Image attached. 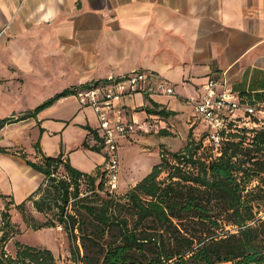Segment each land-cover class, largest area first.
Segmentation results:
<instances>
[{"label": "crops", "instance_id": "0c3cea01", "mask_svg": "<svg viewBox=\"0 0 264 264\" xmlns=\"http://www.w3.org/2000/svg\"><path fill=\"white\" fill-rule=\"evenodd\" d=\"M3 29L0 111L7 112L0 113V120L16 118L63 90L109 75L150 70L174 86L170 98L136 94L125 101L126 121L143 122L153 104L173 112L162 117L159 134L154 130L145 139L155 161L144 168L141 179L159 162L161 147L176 150L186 144L192 116L189 99L202 94L201 86L211 76L222 80L219 90L226 86L241 95L264 97V0H0ZM15 124L21 131L7 135L5 130ZM96 127L93 111L71 95L35 117L5 124L0 148L11 153H0V194L19 204L42 182L43 175L15 153L22 151L29 160L39 161L35 143L42 155L61 153L73 168L94 175L105 163V153L90 133ZM143 134L136 132L122 145L144 140ZM18 135L31 145L27 151ZM89 150L101 156L92 167L83 168L73 153ZM134 166L136 173L143 170L136 162Z\"/></svg>", "mask_w": 264, "mask_h": 264}, {"label": "trees", "instance_id": "16d2710c", "mask_svg": "<svg viewBox=\"0 0 264 264\" xmlns=\"http://www.w3.org/2000/svg\"><path fill=\"white\" fill-rule=\"evenodd\" d=\"M74 89L55 94L20 117L0 120V129L35 117ZM253 97L264 102L262 96ZM146 112L173 114L158 110L157 104ZM90 133L99 140L96 129ZM244 136L223 142L219 155H213L210 145L201 153L202 143L191 138L176 152L161 147L159 162L120 197L105 190L101 170L82 173L63 161L61 153L42 155L38 143L34 149L39 161L15 152L43 179L19 204L0 194L5 201L0 210V264L56 261L50 250L20 242H15L14 256L6 253V241L19 233L11 224L10 207L33 231L61 227L75 264H264V130L254 131L250 142ZM0 153L11 152L0 148ZM82 184L90 194L81 196ZM28 205L45 220H37Z\"/></svg>", "mask_w": 264, "mask_h": 264}, {"label": "built area", "instance_id": "2783aa9c", "mask_svg": "<svg viewBox=\"0 0 264 264\" xmlns=\"http://www.w3.org/2000/svg\"><path fill=\"white\" fill-rule=\"evenodd\" d=\"M5 29L0 31V36ZM217 74L201 86L202 94L189 99L192 116L188 122L192 140L210 145L215 155L220 154L221 144L233 136L249 133L260 126L258 114H264V102L253 95L238 94L224 86ZM136 94L145 98L173 97L174 86L158 73L140 70L125 76L109 75L105 80L75 88L71 94L81 107L90 108L97 120L98 146L105 151V163L101 169L105 190L115 194L120 182L119 147L136 132L148 133L159 129L162 117L148 114L143 122L126 121L125 101ZM153 109V107H152ZM158 110H161L158 108ZM258 120L256 122L255 120ZM246 129V132H242ZM154 131V130H153Z\"/></svg>", "mask_w": 264, "mask_h": 264}, {"label": "rangeland", "instance_id": "374dc122", "mask_svg": "<svg viewBox=\"0 0 264 264\" xmlns=\"http://www.w3.org/2000/svg\"><path fill=\"white\" fill-rule=\"evenodd\" d=\"M3 112H7V110L4 109L0 111V113H3ZM26 113L27 112H22L15 116L20 117L21 115L26 114ZM257 117L259 118L260 126L257 129L252 130L249 133V135L244 136L245 142L251 141L254 131L264 130V114H258ZM255 121L258 122L257 119ZM15 123H18V122H15ZM3 127H5V125ZM153 130H155V128H153L152 131L142 135L145 137L144 140L139 141V139H133V140L123 143V145L119 147V155L121 157L120 183H119L118 190L114 194L115 196L117 197L123 196L139 180H141V177L144 173L143 172L144 168L146 169V167L150 166L151 164H154L155 155L154 153H152L153 148L151 144L148 143L149 145H144L147 143V140L145 139H147L148 136L153 134L154 132ZM159 130L160 129H157L156 134H159L158 133ZM6 131H7V135L17 134L21 131V127L20 125L15 124L9 127L7 130H5V132ZM33 134H34V131H32V135ZM15 137H17V141L21 143V146L23 147L22 149H25V151H27V149H29V147L31 146L30 144H28L27 138H22L19 135ZM174 137H177V136H174ZM188 138L192 139V134L189 131H187V139ZM3 142L4 140H1L0 143H3ZM94 144H95V141H94ZM208 148H209V145L207 144L206 147L202 146L199 151L202 153L204 151H208ZM163 149L168 150L169 152H176L179 150V149L173 150L171 148H168V149L163 148ZM99 151H101L102 153H105L103 148H99ZM136 151H139L142 154H144L145 158H137ZM212 153L213 155H215L214 151H212ZM73 154H74L73 160L81 161L80 163L84 165L83 168L92 167L94 163H96L100 159V156H101L100 153L96 151H91V150L78 151V153H73ZM159 154H160V149L158 150V155ZM134 162L138 164L139 170L143 169L142 171H139L140 173H136V171H134L135 169ZM61 174H62V171L60 170L59 175ZM164 178H165V174H162L160 177V180ZM252 184H256V182H253ZM84 193L90 194V191H89V188L85 184H82L81 196L84 195ZM103 193H104V190L99 192V194H103ZM3 202L5 203L4 200ZM3 202L0 199V206L4 205ZM0 208H1L0 210L3 209V207H0ZM27 209L32 212L33 216L37 220L39 221L45 220V217L35 212L30 207V205H28ZM9 213H10L11 224L19 228V233L14 235L13 237H11L10 239L6 241L4 248L8 255L14 256L15 251H16L15 242H20L24 245L34 246L38 248H45V249L50 250L56 259L55 264H75L72 261L70 253L68 251V243H67L66 234L61 227L57 226L53 229L43 228L37 231H33L29 229L28 227H26V225L23 223L21 219V216L13 207H10ZM77 244L80 245L79 241H77Z\"/></svg>", "mask_w": 264, "mask_h": 264}]
</instances>
